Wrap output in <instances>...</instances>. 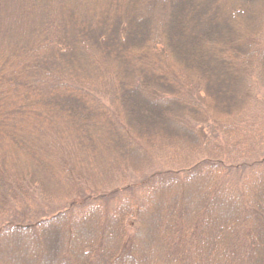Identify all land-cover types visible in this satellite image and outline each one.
<instances>
[{
	"label": "trees",
	"instance_id": "obj_1",
	"mask_svg": "<svg viewBox=\"0 0 264 264\" xmlns=\"http://www.w3.org/2000/svg\"><path fill=\"white\" fill-rule=\"evenodd\" d=\"M0 264H264V0H0Z\"/></svg>",
	"mask_w": 264,
	"mask_h": 264
},
{
	"label": "rangeland",
	"instance_id": "obj_2",
	"mask_svg": "<svg viewBox=\"0 0 264 264\" xmlns=\"http://www.w3.org/2000/svg\"><path fill=\"white\" fill-rule=\"evenodd\" d=\"M256 10H255V7H250L248 10H247V15L246 16H244V17H242V19L243 20H246L247 18H250V17H254V18H256L257 17V13L255 12ZM255 13V14H254ZM253 15H255V16H253ZM241 19V20H242ZM248 25H253V23H248V22H246ZM104 144H105V142L104 141H102V142H100V145H103L104 146Z\"/></svg>",
	"mask_w": 264,
	"mask_h": 264
}]
</instances>
